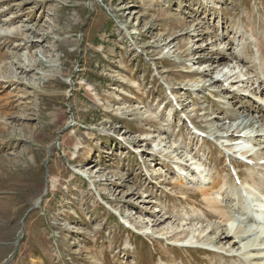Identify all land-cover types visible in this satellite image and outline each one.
I'll list each match as a JSON object with an SVG mask.
<instances>
[{
    "label": "rangeland",
    "instance_id": "rangeland-1",
    "mask_svg": "<svg viewBox=\"0 0 264 264\" xmlns=\"http://www.w3.org/2000/svg\"><path fill=\"white\" fill-rule=\"evenodd\" d=\"M15 12L20 15L12 19ZM22 25L33 30L15 34ZM0 26L10 31L0 37V264H219V256L177 243L199 248L228 228L206 215L203 221L191 205L210 210L196 190L207 188L212 176L229 179L221 150L209 140L210 119L234 130L241 119L230 122L223 107L239 110L246 101L215 98L210 78L198 77L208 72L220 80L215 86L260 103L243 85L260 72L250 28L264 37V2L0 0ZM216 45L244 59L247 69L228 79L223 70L236 65L227 59L228 67L212 76L209 59L197 58ZM23 62L26 72L16 68ZM263 78L254 84L260 98ZM174 83L198 92L173 91ZM167 88L181 93L177 105ZM177 114L212 137L192 136ZM143 133L150 134L146 140ZM159 134L168 149L151 143ZM152 150L155 156H146ZM143 160L145 168L138 165ZM240 169L247 193L254 173ZM230 185H223V198L233 194Z\"/></svg>",
    "mask_w": 264,
    "mask_h": 264
},
{
    "label": "bare ground",
    "instance_id": "bare-ground-1",
    "mask_svg": "<svg viewBox=\"0 0 264 264\" xmlns=\"http://www.w3.org/2000/svg\"><path fill=\"white\" fill-rule=\"evenodd\" d=\"M18 13L19 12H15L14 13L15 15L12 17V19L15 18V17H18L20 15ZM11 20H8L7 22L9 23ZM25 21L27 22V20H25ZM22 24H25V23H22ZM180 24L182 25V27H185L184 22H182ZM2 26H0V37L10 33V31L7 30L8 27H6L4 29H1ZM4 26H5V23H4ZM189 29H192V27L189 28ZM189 29H188V31L186 30V32L188 34H189V32H191V30H189ZM29 30L32 31L33 29L29 25H22V29L21 28H20V30L17 29L15 34H22L23 35V33H25L26 31H29ZM192 32H196V30L192 29ZM250 32L252 33L251 35L253 37H255V40L258 41L257 50L260 52V60H261L260 70H261L262 74H264V37L263 36L261 37L259 34L256 35V33L253 34V28H250ZM15 34H13V36ZM33 41H35L34 37H32V36L31 37H29V36L26 37V42L32 43ZM212 45L215 47L214 44H212ZM28 47H29V45L27 44L26 45V49H28ZM216 48H217L216 49L217 51L215 50L214 52L209 54V51H208V49L205 46L203 49H201V52H208V53H204L206 55L199 56L197 58V59H199L198 61H201V60H204V59H209L208 61L211 62V63H209L210 66L213 65V67H214L213 70H212L213 73H211L212 76L218 75L219 67L225 68L227 66V65H224L225 61H228L227 59H230V62L235 60L236 67L232 68V69H229L227 74H224V73H226V71L223 70L224 71L223 72V76L224 77L226 76V77H228V79H231L235 75L236 70L240 69V71H244V70L247 69L246 62H245L244 59H242L240 57H237L235 54H230L229 56L227 55V51H226V47L225 46L222 45V48L219 49L220 47L219 46L217 47V45H216ZM215 54H217L216 55L217 57L213 56ZM26 58H27L28 62L30 63L32 58H29L28 55H26ZM15 64H17V62H15ZM192 66H195V64L192 65ZM16 68L18 70H22V72H26V68H25V63L24 62L22 63L21 66H18ZM0 70H1V68H0ZM204 75H206V76H204ZM239 77L240 76L238 75L236 78H239ZM248 77L251 78V77H253V75L249 73ZM198 78L199 79H203L202 81L207 80L205 78H210L209 79L210 83H209L207 88H211L212 89V91H213L212 96L213 97L217 96L215 98H225L226 97V98H229L230 101H233V100L236 101V98H237V99H239V101H237V102H239V104L241 103L240 100H245L246 101V103H241V105H239V110H234L233 111V109L229 108V107H228V109H226L227 112L231 113L227 117L230 122L231 121H235L238 118L241 119L240 123L238 124L236 129L232 130L231 126L225 127V125H220V126L219 125H215V123L220 122L221 120L219 118H216V119L213 118V119H210L211 123H212L210 125H212V126L214 125V126L212 127L210 132L209 133L207 132V133L208 134H212L214 136V139L217 142H220L221 145L223 143L224 144H229L228 145L229 147H227V151L234 152L236 150L240 157L252 160L254 162V164L252 166H248V167L245 168L246 171L248 170V172H252V173L255 174V175L253 174L252 176H250V177H248L246 179V183L247 184L246 183L245 184L246 185H250V187L245 189V190H246V192L249 191L250 193H255L256 192L255 190H257L258 192L261 191L263 186H264V176L262 175L263 177L260 178V177H258V174L259 173L260 174L261 173L264 174V164L263 165H259L258 163L260 162L261 159H263L262 161H264V149L261 150L260 149L261 147L260 148L252 147V149L250 150L249 147H251L253 142H255V141L259 142L260 144H264V106H261V104H259L257 101H252V99L249 98V96H242L240 93L230 94L229 93L230 90H225V89H222V87L215 86V83L216 84L219 83L220 80H215L214 77H211L208 74V72H203V74L199 75ZM8 79H9V77H8ZM259 80H261L259 75H256V77L254 79L248 80L247 83H245L243 85V92L244 93H248V92L252 91L254 93H251V94H255L257 96V99H260L259 90L256 89L255 87H253L254 84H256L257 81H259ZM5 83L12 84V80L10 79L9 81H5ZM174 85H176V86H173V91H174V89H180V91H182V90H186V91H193L194 90V91H197L198 90V88H194L193 86H191L188 89H185V86H187V85L184 84V83H179V84L174 83ZM263 85H264V83L262 85H259V86H263ZM0 86H1V84H0ZM259 86L257 85V87H259ZM203 87L204 86H202L201 88H203ZM138 88H139V86H138ZM217 89H219V90H217ZM220 89L222 90V92H219ZM250 89H252V90H250ZM261 89H263V88H261ZM170 91L174 94V96L177 94V97H178V93L181 94L179 91H178V93L173 92L172 90H170ZM223 93H225L226 95L223 94ZM92 96H93V99L95 101H100V99H99V97L97 95L92 94ZM225 100H227V102H229L228 99H225ZM254 112L258 113V115H253ZM145 114H146V112H143L142 115L144 116ZM211 117H215V113L212 114ZM214 119L216 121H214ZM191 121H194V120H191ZM6 126H7V124H6ZM0 129H2V128L0 127ZM246 132H247V135H244ZM240 133L243 134V136H241ZM145 135L149 136L150 134L149 133H145L143 136L145 137ZM236 136H237V138H236ZM156 138H157V140H156ZM153 139L154 140H152L151 143H157L158 142V144L155 145L156 149H158L157 147H159V146H163L164 143L167 144L166 140L163 139V136L161 134H159L158 136H156ZM145 140H146V137H145ZM145 140H144V138L142 140V141H144V144H145ZM138 142H140V141H138ZM236 143H241V144L237 145ZM170 145L171 146H169V147H172V143H170ZM163 148H164V150L168 149L167 146H163L162 149ZM73 149L77 150V144L73 147ZM213 149L216 150V148H213ZM153 151L154 150H152V152H148L146 154V156H150V157L151 156H155V152H153ZM158 151H161V149L158 150ZM174 152H176V151L174 150ZM193 156L194 155H192L190 157V160L195 158V156L194 157ZM235 164H233L234 168L239 171L240 177H241V179H243L244 175L241 174V171L239 170L240 165L237 164L236 162H235ZM180 167H181L180 169H183L185 167V165L181 164ZM196 170L200 171V169H196ZM183 174H185V173H183ZM246 175H248V174H246ZM210 179H211V182H210V185L207 188H202V189H197L196 190V192L199 193V195L202 198V200H204L203 202H205V204L209 207L210 210H206V209H204L202 207H199V202H194V203H192L191 206L192 207L194 206L195 209L198 208V211L200 213L202 211L200 216L201 215L202 216L206 215V218H208V220H213V221L218 220L221 224L227 225L228 228H225L224 232L221 233L220 235H215L213 237V239L204 240V243H207V245H209V243L210 244L213 243L216 246L217 245H225V244H227L229 246V249H230L229 250V258H230V261H232V262H235V261H233V259H239V258L242 257L240 260L242 262H247L248 264H264V235H262V236L258 235V230H257V229H260V231L264 232V228L258 226L259 228L252 229L250 227L251 229L249 228L250 230H247L246 225H244L246 223V220H247L246 217H244L245 216L244 210L249 209L250 207H249L248 204L243 203L242 198L234 199L238 203L237 211L240 213L242 219H241V221H239V220L233 218V216L230 215L229 212L227 211V209H226L227 207L221 206L219 204V202L216 201V199L213 198L215 193L216 194L219 193V196L222 197V199H223L222 191H224V190H223V185H221V182L223 181L222 177L216 175V176H214V177H212ZM49 181H50V183L51 182L54 183L53 179L49 180ZM230 188H231L230 192L232 191V193H233L235 191L236 194L237 193L239 194V192H240L239 188L234 187L233 184L230 185ZM232 188L234 189V191L232 190ZM184 191H187V190H184ZM243 191H244V189H243ZM198 193H196V194L194 193V194L196 196H198L197 195ZM233 195H235V194H232L231 197ZM38 201H39V199L36 200L33 205H36L38 203ZM203 202H201V203L203 204ZM155 216H157V215L155 214ZM204 216L202 217L203 221H206V218ZM202 218H201V220H202ZM235 220L237 221L236 227H234V225H233ZM197 222L198 223L201 222L200 218L197 219ZM190 234L192 235V237L188 236V235H184V236L180 235V237L183 236L182 237L183 240H185L186 238H190V237L194 238L193 233H190ZM195 236H198V235H195ZM250 239H253V240H250ZM190 240H192V239H190ZM185 246H187V245H185ZM235 246H237V249H235ZM232 253H234V254H232ZM207 254H209L210 257L216 256V255H214L212 253H207ZM241 261H236V262H241ZM192 264H194V263H192Z\"/></svg>",
    "mask_w": 264,
    "mask_h": 264
}]
</instances>
